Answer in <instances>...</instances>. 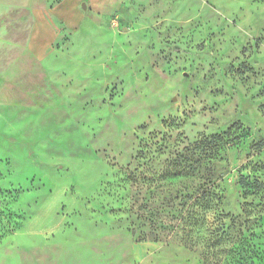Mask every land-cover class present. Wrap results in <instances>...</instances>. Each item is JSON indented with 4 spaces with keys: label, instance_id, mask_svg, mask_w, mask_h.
<instances>
[{
    "label": "rangeland",
    "instance_id": "1",
    "mask_svg": "<svg viewBox=\"0 0 264 264\" xmlns=\"http://www.w3.org/2000/svg\"><path fill=\"white\" fill-rule=\"evenodd\" d=\"M0 264H264V0H0Z\"/></svg>",
    "mask_w": 264,
    "mask_h": 264
},
{
    "label": "trees",
    "instance_id": "2",
    "mask_svg": "<svg viewBox=\"0 0 264 264\" xmlns=\"http://www.w3.org/2000/svg\"><path fill=\"white\" fill-rule=\"evenodd\" d=\"M222 140V133L201 136L192 145H189L187 148L183 149V153H177V157L174 159L175 164H179V166L183 168L187 174L190 172L193 173L194 171H200L198 170L199 166H197V164L202 163L205 158L211 159L215 157L217 152L220 150L219 141ZM195 157H198V160H196ZM211 172L212 169L209 168L208 173L201 177L203 179L201 181V185L198 190L196 189L198 192L202 190L201 196L210 194L216 185L214 183L216 176ZM240 184L246 189L252 186V182L245 178L241 179ZM196 190L194 192H196ZM192 195L193 194L187 193L183 199L187 200Z\"/></svg>",
    "mask_w": 264,
    "mask_h": 264
}]
</instances>
